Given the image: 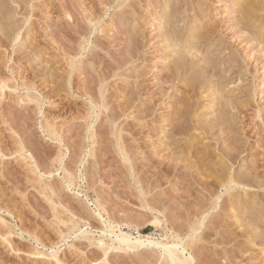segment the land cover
<instances>
[{
    "label": "rangeland",
    "instance_id": "rangeland-1",
    "mask_svg": "<svg viewBox=\"0 0 264 264\" xmlns=\"http://www.w3.org/2000/svg\"><path fill=\"white\" fill-rule=\"evenodd\" d=\"M235 1L0 0V264H163L150 247L111 249L105 256L99 240L106 247L118 246L115 237L103 234L109 223H128L142 236L155 238L168 232L170 241L190 243L187 256L193 254L196 264H264V234L259 232L264 230V85L260 87L264 65L254 58L246 60V54L260 49L253 39L255 30L238 23ZM169 10L175 15L170 17ZM172 20L178 41L188 36L195 40L196 33L210 28L204 32H211V40H195L203 43L200 48L210 47V55L227 51L219 52L225 63L239 56L249 69L243 82L235 75L231 82H236L228 87L238 91L241 86L246 94L234 93L240 97L236 105L241 110L232 113L241 116L234 118L233 133L219 127L213 132L214 141H207L212 149L221 145L218 154L230 148L224 147L231 146L234 131L239 132L235 139L241 143L237 145L241 157L230 164L233 174L244 176L251 198L247 206L241 189L232 190L227 198L223 195L220 204L239 194L234 202L242 208L233 214L225 206L228 210L222 209L223 213L220 204L217 212L213 210V197L219 192L210 197L201 187L204 173V179L218 173L211 168L216 161L206 160L201 166L187 157L197 164L193 163L194 175L202 172L197 179L190 177L191 170L178 172L181 175L165 170L168 159L178 157L184 150L181 146L195 140L188 134L190 125L187 136L176 132V141L180 138L182 143L177 146H167L172 141L167 144L162 132L161 118L172 117L178 94L166 96L168 86L158 73L173 50L167 48ZM220 60L213 62L208 74L213 66H221ZM172 61L168 65L173 69ZM191 71L187 73L198 78L199 87L208 82L206 70ZM208 103H193L195 116L200 115L197 120L191 114L195 121L203 124L216 116ZM198 147L206 149L201 143ZM120 149L126 152V162ZM69 176L74 180L71 187ZM202 217L206 219L200 228ZM197 226L196 237L201 236L191 244ZM80 230H86L90 240Z\"/></svg>",
    "mask_w": 264,
    "mask_h": 264
},
{
    "label": "bare ground",
    "instance_id": "bare-ground-1",
    "mask_svg": "<svg viewBox=\"0 0 264 264\" xmlns=\"http://www.w3.org/2000/svg\"><path fill=\"white\" fill-rule=\"evenodd\" d=\"M168 5V4H167ZM170 5V4H169ZM202 6H204V4L202 5ZM236 6H237V8L239 9V15H238V17H239V24L240 23H242L243 24V26H246V27H248V29L250 28V26L255 30L254 32V36L255 37H253V39H255L254 41H256L257 42V44H258V46H256L257 47V49H260V50H257V52L255 51L256 50V48H254L255 50V52H256V54H254V55H251V54H246V60H247V58H248V60L249 59H251V58H254V61L256 62V63H260V64H263L264 65V0H236L235 1V6H234V8H236ZM230 8H231V6H230ZM69 10V9H68ZM229 10V9H228ZM169 12H171V14H169L168 13V15H170V17H172V15H175V14H172V13H174V12H172V10H169ZM263 12V13H262ZM66 14H67V12H65ZM229 13V12H228ZM258 13H259V15H258ZM262 15H261V14ZM230 14H232V13H230ZM229 14V15H230ZM168 15H166V19H167V17H168ZM236 16H237V14H236ZM158 17H160V15L158 16ZM158 17H157V19H158ZM260 17H263V19H259ZM176 18V17H175ZM169 19V18H168ZM173 19H174V17H173ZM237 19V18H236ZM232 20V19H231ZM230 20V21H231ZM260 20V21H259ZM261 20H263L262 22H261ZM174 21H175V19H174ZM173 20L170 22V25H171V28H170V33H169V35L171 34V37L170 38H167L168 40V42L170 43V45L168 44V46H167V48L169 47H172L173 48V50H172V52L169 54V55H167V57L164 59V61H163V64H162V71H164V69H166L165 70V72H158L159 74H160V78H161V80L165 83V85H167L168 87L166 88V89H164V93L166 94V96L168 95V97H170V98H173L174 96V94H176V93H178V94H176V96H175V100L173 101L174 102V105H173V103H172V105L174 106H172L174 109V111H173V114H172V117L171 118H161L162 119V121H161V123L163 124V128H162V132H163V134H164V137H165V141L167 142V144L169 143V141L171 140L172 142H171V144L170 145H167V146H169V147H171L172 145H174V146H177V144L178 143H180V144H182L181 142H178L179 140H181L180 138H179V140L178 141H176V136H177V134L179 135V133H176V132H179V131H181V133H182V135L184 134H186V136H187V133L189 134V135H191L192 137L194 136L195 137V140H189V142L190 143H188V144H186V146L184 147V145L185 144H183V146H181V147H183L184 148V150L183 151H181L182 149H181V147L180 146H178L179 147V149H177V151L178 150H180L181 151V153L180 154H178V157L175 155V156H173V158H170V159H168V157H167V159L169 160V161H167V159H166V161L168 162L167 163V165H165V166H167V168L165 169L166 170V172L167 173H173V175H174V173H177V174H175V175H178L180 172L182 173L183 171H187V170H191L192 171V173H193V163H195V162H192L191 163V161H188L187 159V157H189L190 159L191 158H194V159H196V162H199L200 164H201V166H202V164L204 163V162H206V160L208 161L209 160V162L208 163H211V162H214V161H216V162H214V165H215V167H216V169H215V167L213 168V167H211L214 171L216 170V171H218V173H215V175H213V174H211L212 176H208V177H206L205 179L203 178V176H206V174L204 173L203 174V176H202V184H201V181H200V184H201V187H202V190L203 191H205L204 193H205V195H206V193H208L207 195H209L210 197H213V196H215V194H217L218 192H219V194L217 195V197L215 196V197H213L214 199H215V203L214 202H212V203H214L213 205H215L214 207H213V210H215V209H217L218 208V206H219V204H220V201H221V198H222V196L224 195H226V198H227V194H228V197L230 196V195H232L231 193L233 192L232 190H238V189H241L243 192H241V190H240V195L242 194V195H244L245 196V201L246 202H249V204L247 203L246 205L247 206H249L250 205V201H248V200H250V198H251V192H250V194L248 195V191L246 190V188L248 189V183L247 184H245V181H244V176L242 177V176H240V175H236V173L235 174H233L234 172H232V165L231 164H234V162L236 163V160H238L239 159V156H240V152H239V150L241 151V149H238V147H240L241 145V143L240 144H237L238 142L236 141V135H238L239 134V132L237 133V131H234L235 133L234 134H236L235 135V137H234V140L232 141V144H231V146H227V147H224V148H229V149H222L223 151H220L222 154L221 155H219V153L220 152H218V154L217 153H215L217 150H221V145L219 146V149H216V148H213V149H216V150H214L213 151V149L211 148L213 145H211L210 146V142L209 143H207V141L208 140H210L211 138H213V136L216 134V132H214L215 131V129H217V130H219L218 128L220 127V128H222L223 126L224 127H227L228 128V130L227 131H232L231 133H233V127H232V125L233 126H236V125H234L233 124V122H234V118L235 117H237V116H241V115H237L238 114V112H236L237 111V109H240L241 110V108H238V102L239 101H236L237 99L238 100H240L239 98H238V96H235V94L234 93H236L237 95H242L241 97H244V96H246V94L243 96V93H244V89H243V91H242V87L241 86H239V89L237 88V90L238 91H236V90H234V87L232 88L231 87V89L233 90V91H231V89H229L228 87L229 86H231L232 84L234 85V83L236 82V80H234L235 82L234 83H232L231 82V80L234 78L235 79V75L236 76H238L239 77V81H242L243 82V76H245L246 74H245V72H248V70L249 69H247L246 68V66L243 64V62L244 61H242L241 60V58L239 59V56H237V57H234V56H236V55H232V57H234L233 59L232 58H230L231 59V61H227L226 63L225 62H223V60H224V58L225 57H223V58H221L220 57V53L221 52H225V51H221L220 52V49L219 50H217V48L219 47H216V50L217 51H219V52H217L216 54H212V55H210V54H208V52L210 51V47H209V45H208V49L207 50H202L201 48H200V46L203 44H201L199 41H202V42H204L206 39L208 40H211L210 39V37L208 36V34H209V32L208 33H206V32H204V30L206 29V27L205 26H203V27H205V29L203 30V32L198 28V30L199 31H201V33H196V34H198L196 37H195V40H199V41H195V40H193V38H190L191 36H188L184 41H182L181 39H179V41H178V36H176V35H174L175 34V32H174V25H176V24H174V23H176V22H174ZM209 22V21H208ZM171 23H173V24H171ZM237 24V23H236ZM242 26V27H243ZM211 27V26H210ZM235 27V26H234ZM239 26L237 25V28H238ZM241 27V28H242ZM246 27H244L245 29H246ZM173 28V29H172ZM176 28V27H175ZM212 28V27H211ZM216 28V27H215ZM231 28H232V26H231ZM240 28V27H239ZM240 28V29H241ZM172 29V30H171ZM178 29V28H177ZM210 30V28H207L206 30ZM213 29V28H212ZM211 29V30H212ZM205 30V31H206ZM176 32H177V30H175ZM195 31V30H194ZM199 31H197V32H199ZM239 31H241L242 32V30H239ZM246 31V30H245ZM244 31V32H245ZM173 32H174V34H173ZM180 32V31H179ZM187 32H189L188 30H187ZM186 32V33H187ZM196 32V31H195ZM237 32V31H236ZM235 32V33H236ZM250 32V31H249ZM181 33V32H180ZM248 33V32H247ZM188 34V33H187ZM213 34V33H212ZM238 34V33H237ZM246 34V33H245ZM245 34H244V36H245ZM252 34H253V31H252ZM183 34H181V36H182ZM210 36H211V32H210V34H209ZM243 35V34H242ZM247 35V34H246ZM176 36V37H175ZM248 36H250V35H248ZM180 37V36H179ZM213 37V36H212ZM211 37V38H212ZM240 37V36H239ZM238 37V40L239 39H241V37L239 38ZM243 37V36H242ZM181 38V37H180ZM182 38H184V37H182ZM247 38V37H246ZM249 38V37H248ZM237 39V38H236ZM251 39V41H253V39H252V37L250 38ZM166 41V42H167ZM214 41V40H213ZM207 42V41H206ZM206 42H205V44H206ZM211 42V41H210ZM218 42V41H217ZM208 43V42H207ZM217 44V43H216ZM247 44V43H246ZM249 44V43H248ZM254 45H255V43H253ZM252 45V44H251ZM251 45H250V47H251ZM253 45V46H254ZM210 46H211V44H210ZM202 47V46H201ZM220 47H221V45H220ZM223 47V46H222ZM258 47H261V48H258ZM135 49H136V46L134 47ZM207 48V47H206ZM213 48V47H212ZM134 49V50H135ZM223 49V48H222ZM225 49V48H224ZM133 50V51H134ZM212 50V49H211ZM250 50V49H249ZM248 50V51H249ZM138 51H139V48H138ZM138 51L137 50H135V52H137L138 53ZM254 51H251V52H254ZM133 53V54H135V56H133V54H132V56L133 57H136V53ZM214 52H215V50H214ZM227 52V51H226ZM225 52V53H226ZM210 53V52H209ZM212 53V52H211ZM219 53V54H218ZM210 55V56H208V55ZM222 54V53H221ZM244 54H245V52H244ZM253 54V53H252ZM177 56V57H176ZM222 56V55H221ZM223 56H224V53H223ZM252 56V57H251ZM245 57V56H244ZM170 58H173V64H174V68L172 69L170 66V64H169V59ZM177 58V59H176ZM221 59V60H220ZM229 59V60H230ZM218 61V60H220V61H222L223 63L221 64V62H220V64H221V66L219 65V67H216V66H213L212 68H211V70L213 71L212 72V74H208V72L210 71V66L213 64V62H216V61ZM239 60V61H238ZM241 60V61H240ZM245 60V61H246ZM168 61V62H167ZM252 61V60H251ZM247 62V61H246ZM245 62V63H246ZM243 65H242V64ZM170 66H169V65ZM215 64V63H214ZM259 64V65H260ZM167 65L169 66V67H167ZM217 65V66H218ZM259 67V66H258ZM255 68V67H254ZM247 69V70H246ZM256 69H258V68H256ZM190 70H192V71H194V73L193 74H195L197 71L198 72H202L203 73V71L204 70H206L205 72H207V76H209V77H206L205 79H209L208 80V82L207 83H202V85L199 87L198 86V84H197V81H196V79H198V78H193L192 77V75L190 76L189 75V72L187 73V71H190ZM158 71V70H157ZM191 71V72H192ZM258 71V70H257ZM260 71V70H259ZM190 72V73H191ZM200 72V73H201ZM200 73H198V74H200ZM188 74V75H187ZM204 74V73H203ZM230 74V75H229ZM255 74V73H254ZM253 74V75H254ZM201 75V74H200ZM199 75V76H200ZM257 75L259 76V73H257ZM194 76V75H193ZM197 76V75H196ZM202 76V75H201ZM204 76V75H203ZM202 76V77H203ZM234 76V77H233ZM195 77V76H194ZM201 78V77H200ZM258 78V77H257ZM237 79V78H236ZM255 79H256V75H255ZM259 79V78H258ZM260 80V79H259ZM258 80V81H259ZM207 81V80H206ZM233 81V80H232ZM254 81H256L257 82V79L256 80H254ZM254 81L252 82L253 84H254ZM262 81V80H261ZM261 81H260V87L262 86V85H264V82H262L261 83ZM264 81V80H263ZM162 82V83H163ZM242 82H241V84H242ZM255 82V84H254V86H256V87H259V85L257 84ZM236 85V84H235ZM198 87V88H197ZM237 87V86H236ZM241 87V88H240ZM248 87V86H247ZM246 87V88H247ZM251 87V86H250ZM262 87H264V86H262ZM229 90H228V89ZM245 91H248L247 89L245 90ZM251 91H253V90H251ZM256 91H258V89L256 90ZM254 92V91H253ZM229 94H234V96H230ZM251 94V93H250ZM247 95H249V93L247 94ZM252 96H254L253 94H251ZM246 98V97H245ZM248 99V98H247ZM250 99H252V98H250ZM255 99V98H254ZM206 100H208V102H210V103H208L209 104V106L208 107H211V109H213V113H217L216 114V116L214 115V118L213 119H209V117H208V119H209V122L207 121L208 119H206V121H205V119H204V121L206 122H204L203 124L202 123H199V122H197V121H195L194 120V118H193V114H194V117H197V120H198V117L200 116V115H198V116H195L196 114H198V113H194V112H196V111H193L192 110V106L194 105V104H199V105H203V101L205 102ZM246 101V100H245ZM252 101V100H251ZM194 103V104H193ZM242 102L240 101V103H239V105L241 104ZM244 104H245V102H243ZM247 103V102H246ZM237 104V105H236ZM243 104V105H244ZM169 104H167V106H168ZM236 105V106H235ZM241 106V105H240ZM246 106V105H245ZM248 106V105H247ZM168 107H170V105L168 106ZM243 107V106H242ZM101 108H104V110H105V112L108 110H106L105 109V107H104V105H102L101 106ZM202 108V107H201ZM246 108V107H245ZM232 110H236L235 112H233L232 113ZM192 111V112H191ZM102 112V111H101ZM100 112V114H106V113H104V111L101 113ZM107 113H108V111H107ZM235 113V114H234ZM242 112H240L239 111V114H241ZM259 113V112H258ZM192 114V115H191ZM205 114V113H204ZM237 115V116H236ZM106 116H108V115H106ZM162 117H164V116H162ZM203 117V116H202ZM190 119H193V120H191L192 122H189V120ZM236 119V118H235ZM185 121V122H183V121ZM199 120H200V118H199ZM237 120V119H236ZM238 120H239V118H238ZM237 122V121H236ZM235 122V124H237ZM171 123H172V125H171ZM165 124V125H164ZM190 125V126H189ZM190 127L189 128V130H188V132L186 133L185 131H186V128L187 127ZM232 127V128H231ZM180 128V129H179ZM234 128H236V127H234ZM237 128H238V126H237ZM224 129V128H223ZM231 129V130H230ZM240 129V128H239ZM239 129H237L238 131H239ZM215 134H214V133ZM221 132V131H220ZM230 132H229V134H230ZM118 133H120V132H118ZM180 133V134H181ZM214 134V135H213ZM234 134H233V136H234ZM183 135V136H184ZM221 135V134H220ZM227 135H228V133H227ZM181 136V135H180ZM179 136V137H180ZM231 136V135H230ZM233 136H231V137H233ZM191 137V138H192ZM219 137V136H218ZM239 137V136H238ZM237 137V138H238ZM178 138V137H177ZM220 138V137H219ZM224 139H226V137H223ZM188 139V138H187ZM215 139V138H214ZM214 139H211V140H213L214 141ZM227 139H229V138H227ZM233 139V138H232ZM210 140V141H211ZM220 140V139H219ZM223 140V139H222ZM241 140V139H240ZM186 141H188V140H186ZM206 141V142H205ZM215 141H218L217 139L215 140ZM226 141V140H225ZM235 141V142H234ZM228 142V141H227ZM200 143H201V145H204V147L206 148V149H204V148H202V149H199V145H200ZM223 145H224V142H223ZM222 145V146H223ZM237 145H240V146H237ZM242 145H243V143H242ZM209 147V148H211V151H210V149L208 148L207 149V147ZM226 146V145H225ZM234 146V147H233ZM168 147V148H169ZM177 147V148H178ZM200 147H202V146H200ZM218 148V147H217ZM223 148V147H222ZM171 150V149H170ZM172 150H173V148H172ZM175 150V149H174ZM176 151V152H177ZM174 152V151H173ZM176 152H174V153H176ZM179 152V151H178ZM243 152V151H242ZM120 155H122L125 159H124V161L126 162L127 160V157H126V152H125V150L124 149H120ZM243 154V153H242ZM172 155V154H171ZM174 155V154H173ZM171 157V156H170ZM174 157H176V158H174ZM241 157V156H240ZM187 161H188V163H187ZM195 161V160H194ZM187 163V165L185 166V164ZM185 163V164H184ZM231 163V164H230ZM163 164H165V163H163ZM184 164V165H183ZM196 164V163H195ZM205 164V163H204ZM207 164V163H206ZM211 164H213V163H211ZM197 165V164H196ZM164 166V165H163ZM199 167H200V165H198ZM197 166V167H198ZM204 167H205V165H203ZM208 166H209V164H208ZM212 166V165H211ZM165 168V167H164ZM209 168H210V166H209ZM210 168V169H211ZM197 169V168H196ZM196 169L194 170V171H196ZM203 169V168H202ZM201 169V170H202ZM207 168L205 167V170H206ZM182 170V171H181ZM198 170V169H197ZM201 170H199V171H201ZM209 170V169H208ZM212 170V171H213ZM190 171V172H191ZM203 171H204V169H203ZM207 171V170H206ZM210 171V170H209ZM211 171V172H212ZM213 171V172H214ZM240 171V170H239ZM165 172V171H164ZM179 172V173H178ZM210 172V173H211ZM236 172H238V171H236ZM241 172V171H240ZM167 173H165L166 175H167ZM186 173H188V172H186ZM190 174L189 173V175H191L190 177L192 178V177H196V175L199 177L200 176V173H202V172H200V173H198V172H196V175H194V173L193 174ZM209 173V172H208ZM209 173V174H210ZM244 173V172H243ZM242 173V174H243ZM131 174V176H132V174L133 173H130ZM159 174H160V172H159ZM238 174H240V173H238ZM241 174V175H242ZM179 175H181V174H179ZM184 175H186V174H184ZM250 175H252V174H250ZM159 176V175H158ZM187 176V175H186ZM249 176V175H248ZM133 177V176H132ZM156 177V176H155ZM189 177V176H188ZM201 177V176H200ZM193 178V179H194ZM211 178H212V180H211ZM244 178V179H243ZM254 178V177H253ZM195 179H197V178H195ZM200 179V178H199ZM204 179V180H203ZM247 179V178H246ZM252 179V178H251ZM191 180V179H190ZM256 180V179H255ZM194 181V180H193ZM199 181L197 180V181H195V182H198L199 183ZM212 181V182H211ZM68 182H69V187H71L73 184H74V180L72 179V178H70V176H69V178H68ZM151 182V181H150ZM194 182V183H195ZM249 182V181H248ZM153 183V182H152ZM138 184V183H137ZM259 184H260V182H259ZM262 184V183H261ZM139 185H141V184H139ZM196 185V184H195ZM201 187H197V188H200V190H201ZM143 188V187H142ZM140 189V193H141V196L142 197H145L144 195H147V193L143 190V189ZM201 190V191H202ZM201 191H199V192H201ZM231 192V193H230ZM236 193V192H235ZM237 193H238V191H237ZM230 194V195H229ZM213 195V196H212ZM208 196V197H209ZM235 196V195H234ZM234 196H232V197H234ZM243 196V197H244ZM207 197V198H208ZM237 197H239V194H238V196ZM236 196L234 197V198H230V199H226L225 201H223L221 204H220V210H222V209H224V208H222V206H225V207H227L228 209H224V210H228V211H230L231 212V214H233V213H235L236 211H237V209H239V207H241V206H239L240 204H236L235 202L237 201H235V198H237ZM214 199H213V201H214ZM223 199V198H222ZM238 199H240V197L238 198ZM211 200H212V198H211ZM224 200V199H223ZM235 201V202H234ZM239 201V200H238ZM241 202H244V201H240V203ZM253 202V201H252ZM150 203V202H149ZM237 203H239V202H237ZM195 205H196V202L194 203ZM211 204V203H210ZM245 204V203H244ZM251 205H252V203H251ZM207 206V205H206ZM205 206V207H206ZM146 208L148 207V209H150L151 211H156L157 213H160L161 214V211L160 210H156V208L154 209V207H151L150 205H148V206H145ZM163 207V206H162ZM210 207V206H209ZM165 208V207H164ZM242 208V207H241ZM245 208H247V207H245ZM249 209V208H248ZM252 209V208H251ZM210 210H212V209H210ZM220 210H218V211H220ZM240 210V209H239ZM216 211V210H215ZM223 211V210H222ZM227 211V214L229 213ZM163 212V211H162ZM213 212V211H212ZM217 212V211H216ZM244 212H246V211H244ZM210 213H211V211H210ZM222 212H220V214H221ZM223 213H224V211H223ZM247 213V212H246ZM245 213V214H246ZM249 213V212H248ZM102 213H100V212H98V217H100V218H102V215H101ZM206 214V213H205ZM219 214V215H220ZM202 215H203V213H202ZM218 215V214H217ZM253 215V214H252ZM205 216V215H204ZM227 216V215H226ZM231 215L229 214V217H230ZM245 216V215H244ZM250 216V215H249ZM218 217V216H217ZM251 217V216H250ZM213 219H215L216 217H212ZM245 218V217H244ZM155 219L157 220V221H159L160 219L158 218V217H155ZM205 219L206 218H203L202 217V219L201 218H199V221H198V226L200 227V228H202V226H204V222H205ZM213 219H211V220H213ZM197 220V219H196ZM235 220L239 223V222H241L242 223V221H241V219H240V217L238 216H235ZM213 222H215L214 220H213ZM209 223H210V221H209ZM253 223L255 224V222L253 221ZM250 224V223H249ZM254 224H252V222H251V225H254ZM242 225V224H241ZM264 225V224H263ZM195 226V225H194ZM197 226V227H198ZM107 227L109 228L108 229V231H103V234H106V233H109V235L110 236H113V237H115L116 239H115V242L118 244V246L117 247H114L113 245H111L110 247L108 246V247H106L105 245H104V243H103V241L104 240H99V242L97 243L98 244V248H100V250H103V252H104V254H105V256L107 255V251H109V250H111V249H117V250H138V249H140V248H142V247H150L151 249H153V250H155L156 251V254H158V262H160V261H162L163 262V264H196V258L193 256V254H190L189 256H187V252H188V247H189V245H190V243L187 245L186 243H183L182 241H178V240H176V241H170L169 239H171L172 238V235L171 234H169L168 232H166L165 234H163L162 236H160V238H155L153 235H148V236H142L141 234H140V232L137 230V229H134L130 224H128V223H124V224H122L121 226H119V225H115V224H112V223H109L108 225H107ZM197 228L196 230H195V228H194V230H192V228H191V230L193 231V234H192V238H190L189 236H188V239L190 240V242H191V244H194V243H196L197 241H198V237H200L201 235H199V233H198V237H196L197 236V232H199V230H200V228ZM117 228V229H116ZM258 228H260V227H256L255 229H258ZM263 228V227H262ZM262 228H260L261 230H259V232L260 233H262V235L264 234V230L262 229ZM80 232H81V234L82 235H88V232L86 231V230H80ZM192 233V232H191ZM261 235V234H260ZM83 237V238H87V240H90V238L88 237V236H86V237ZM257 237H259V235H257ZM174 239V238H173ZM176 239V238H175ZM187 241V240H186ZM102 244V245H101ZM253 245H255V244H253ZM188 246V247H187ZM113 247V248H112ZM263 253H264V250H263ZM225 260V259H224ZM225 262V261H224ZM149 263V262H148Z\"/></svg>",
    "mask_w": 264,
    "mask_h": 264
}]
</instances>
